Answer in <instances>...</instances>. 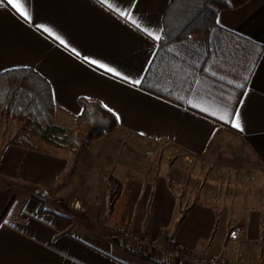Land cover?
I'll return each mask as SVG.
<instances>
[{"label":"crops","instance_id":"0c3cea01","mask_svg":"<svg viewBox=\"0 0 264 264\" xmlns=\"http://www.w3.org/2000/svg\"><path fill=\"white\" fill-rule=\"evenodd\" d=\"M108 2L131 12L140 28L101 0H27L30 20L0 2V73L25 69L48 84L62 128H73L81 98L118 122L73 153L35 140L30 148L14 145L22 125L0 117V139L10 142L0 144L7 154L1 182L48 191L55 208L0 185V264H188L126 233L264 264V0L223 10L210 34L175 44L163 38L170 0ZM226 113H238L243 130L223 127ZM249 171L263 183H252ZM239 176L248 188L238 186ZM68 188H81V196L63 203ZM147 209L148 225L140 216ZM237 224L245 232L234 244L226 238Z\"/></svg>","mask_w":264,"mask_h":264},{"label":"trees","instance_id":"16d2710c","mask_svg":"<svg viewBox=\"0 0 264 264\" xmlns=\"http://www.w3.org/2000/svg\"><path fill=\"white\" fill-rule=\"evenodd\" d=\"M248 1L170 0L163 18L164 41L175 44L192 34L208 35L217 26L219 12L239 8ZM80 104L82 110L75 118L73 128H62L54 120L55 106L48 84L25 69L0 73V117L22 125L21 135L12 142L14 145L30 148L35 140L76 153L117 128L116 117L100 103L81 98ZM219 123L234 130L231 115L228 121ZM131 253L149 259L143 253Z\"/></svg>","mask_w":264,"mask_h":264},{"label":"rangeland","instance_id":"374dc122","mask_svg":"<svg viewBox=\"0 0 264 264\" xmlns=\"http://www.w3.org/2000/svg\"><path fill=\"white\" fill-rule=\"evenodd\" d=\"M237 69V68H236ZM238 140V139H237ZM237 140L235 141V148H239V147H237L236 146V142H237ZM6 141H8L9 142V139H6V138H2V139H0V144H2V145H4L5 146V142ZM7 142V143H8ZM7 143H6V145H7ZM10 143V142H9ZM241 146V145H240ZM229 154L228 155H226V156H228V157H231V158H236V157H232L230 154V151L228 152ZM6 150L3 152L2 151V149H1V147H0V168H3L5 165V162H6V160L4 161V158H6ZM248 173V175H252V183H255V185L257 184V180H258V182H260V183H263V180H261L260 179V177L258 176V174L257 173H255V172H252V171H249V172H247ZM243 175H245V174H243ZM229 179H232L231 177H229ZM236 180L238 181V186L239 187H241L242 186V181H244V183H245V187L246 188H248V185H250V182H249V180H247L248 182H246L245 181V177L244 176H239L238 178H236ZM230 181V180H229ZM227 182V184L230 186V184H231V182ZM2 182H3V184H2ZM2 182H1V179H0V185L2 186V187H5V188H7V189H9V190H11V191H13V192H17L18 191V189H25V191H28V192H26L27 194H32V195H36V196H40V197H42L43 198V203H44V207H46V208H49V209H55L54 208V206H53V199H54V195H52L51 193H49L48 191H42L41 189H38V188H36V187H26V188H19L18 186H15L16 184H14V183H12L11 182V180L10 179H8V177H4V179H2ZM81 188H68L66 191V194H63L64 195V199L63 198H60V201L61 202H67L68 200H69V198H71L72 196H74V195H77V196H81V191H79ZM89 189H91L92 190V188H89ZM262 196L264 195V188L262 187ZM88 196V195H87ZM144 203V202H143ZM143 203H138V204H136V208L140 211V208H142L144 205H146L145 203L143 204ZM258 204H256L255 202L253 203V206H254V214L253 215H255V212H257V206ZM147 206L149 207L150 206V203L149 204H147ZM214 207V213L215 214H219V211H217V209H216V206H217V204H216V206L214 205V203H212V204H207L206 203V207L208 208V207ZM259 208L261 209L262 208V206H261V204L259 205ZM262 210V209H261ZM242 211H246L247 213H250V207H248V208H245L244 207V209L242 210ZM140 216H141V221L143 222V224H149L150 222H153V216H152V212L151 211H149L148 209L145 211V213L143 214V216H142V214H140ZM216 223H217V220H216ZM230 230V229H229ZM126 232V231H125ZM128 232V231H127ZM229 232V231H228ZM128 233H130V232H128ZM228 234V233H227ZM227 239V238H226ZM228 240V239H227Z\"/></svg>","mask_w":264,"mask_h":264},{"label":"built area","instance_id":"2783aa9c","mask_svg":"<svg viewBox=\"0 0 264 264\" xmlns=\"http://www.w3.org/2000/svg\"><path fill=\"white\" fill-rule=\"evenodd\" d=\"M241 140L238 139L236 142V146L240 147ZM244 227L243 225L237 224L230 228L227 239L229 242L234 244H238L244 235ZM126 237L132 239V243H140L143 245H147L152 247L154 250H168L171 255L172 260H179L187 262L188 264H237L230 262L226 256H224L221 252L211 255V256H199L193 254L187 250H183L178 246L167 247L165 243H163L158 238H147L144 236H140L138 234H127Z\"/></svg>","mask_w":264,"mask_h":264},{"label":"snow or ice","instance_id":"6c2138e0","mask_svg":"<svg viewBox=\"0 0 264 264\" xmlns=\"http://www.w3.org/2000/svg\"><path fill=\"white\" fill-rule=\"evenodd\" d=\"M0 2H2V0H0ZM7 4H10L13 8H15L21 16H23L26 20H30L31 19V14H30V10L26 7L27 4V0H6ZM102 3H106L107 6L109 7V9H112L113 11H118L119 15L121 17H127L128 20H130L131 24L135 25L137 28H140V24L137 23V20L135 18H133V15L131 12H125L124 10H120L119 5H116L114 7L113 3H109L108 0H101ZM217 23H219V21H217ZM37 27H41L40 25H37ZM44 32L49 33V35H53V33L50 32V30L47 27L43 28ZM146 31V35L155 39L156 41H160L161 40V36L156 34L154 35L153 32L151 31ZM58 38V37H57ZM61 44H64V40H60ZM75 51V50H74ZM77 55H79V53L77 52ZM87 59V57L85 58ZM91 63H96L95 61H90ZM100 67H104L103 65H100ZM107 71L112 72L113 69L108 68ZM213 76L216 75L215 72L211 73ZM117 75H119V73H117ZM126 78V77H125ZM134 83H140V80L137 79L134 81ZM240 87H245L244 84L239 85ZM213 115H215V112L212 113ZM227 115H231L233 117V121H232V126L237 128V129H242L241 126V122H240V115L238 113H226ZM220 119L223 120L225 119L224 116H220Z\"/></svg>","mask_w":264,"mask_h":264}]
</instances>
